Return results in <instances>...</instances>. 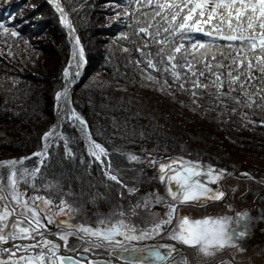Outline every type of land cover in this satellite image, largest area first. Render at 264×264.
Masks as SVG:
<instances>
[{"label":"trees","instance_id":"obj_1","mask_svg":"<svg viewBox=\"0 0 264 264\" xmlns=\"http://www.w3.org/2000/svg\"><path fill=\"white\" fill-rule=\"evenodd\" d=\"M27 1L0 0V24L8 29L0 28V159L28 157L42 149L44 134L56 123L55 95L64 86L63 72L72 53L67 30L51 0H34L26 7ZM59 2L71 18L87 60L72 90L73 105L88 122L95 141L108 151L112 174L123 184L139 187V163L151 165L150 158L167 161L184 157L233 168L243 166L248 174L264 178V166L257 169L241 161L249 155L264 161V104L258 97H253L257 102L250 108L226 97L222 103L214 95V87L194 88V78L184 76L186 68L177 69L182 75L174 82L170 71L156 72L146 66L147 59L160 68L166 66V59L161 64V56L156 54L161 47L167 54L180 44L197 55L209 51L199 44H210V37L165 33L168 24L159 16L153 19L154 8L144 6L147 0L142 4L136 0ZM149 23L152 35L140 33ZM157 28L159 36L155 35ZM204 30H209L208 25ZM12 31L17 36H12ZM165 37L168 43H156ZM193 37L198 41L196 49L191 46ZM176 56L177 63H184L180 53ZM192 63L203 68L196 60ZM149 75L155 79H148ZM200 79L210 83L214 77ZM260 87L257 83L248 91L254 93ZM62 133L72 155L67 154L62 140L50 147L36 178L38 190L51 195L60 191L99 211L117 203L124 211L135 206V196L127 199L123 187L108 179L76 128L64 122ZM131 155L137 156L138 162L130 160ZM37 162L33 156L25 163L33 167ZM47 185L51 187L47 189Z\"/></svg>","mask_w":264,"mask_h":264},{"label":"snow or ice","instance_id":"obj_2","mask_svg":"<svg viewBox=\"0 0 264 264\" xmlns=\"http://www.w3.org/2000/svg\"><path fill=\"white\" fill-rule=\"evenodd\" d=\"M136 2L142 4L143 0H136ZM144 6L154 8L153 19L155 16H159L168 24V27L163 29L165 33L170 31L181 34L202 33L211 39L210 44H199L201 49L206 47L209 49V51L199 55L189 53L183 44L174 47L171 54L165 53L164 47H161L156 54L161 56V64H165L166 59V66L160 68L152 59H147L146 66L148 68L156 72L170 71L174 77V82L179 81L182 75L177 69L186 68L187 72L184 73V76L186 79L194 78L192 79L194 88L214 87L216 89L214 95L222 103L226 97L236 104H244L250 108L256 104L257 101L253 98L256 96L264 104V95H262L264 93V0H155V2L147 0V4ZM56 7L66 26L74 31L71 23L67 20L64 9L59 3ZM205 25H208V31L204 30ZM152 27L153 25L149 23L147 27H141L139 32L151 36L149 28ZM0 28L4 32H8L3 24H0ZM11 35L17 36V32L12 31ZM155 35H160L159 28H157ZM124 38L127 39V37ZM192 39L194 42L191 46L196 49L198 41H195L194 37ZM217 41H224L225 43L219 44ZM75 43L79 45L78 37H76ZM156 43L164 45L168 41L165 37ZM147 46L146 42L145 47ZM213 47L217 49L216 52L210 51ZM124 51H128V49H124ZM137 51H140L142 55L151 56V53H144L142 49H137ZM177 53L181 54L184 63L176 62ZM79 55L80 59L83 60V48H80ZM192 60L202 64L203 68H196ZM75 61L74 46L73 61L63 72L67 81L66 86L62 92H57L55 95L56 108L59 112L68 115L71 120L78 122L79 130L89 142V155L104 166L105 175L108 179L121 183L118 176L112 174V164L107 159L108 151L92 139V135L87 129V122L78 116L74 109H67L66 111V105L69 103V88L75 82V78L80 75L78 70L75 73L69 71L74 66L77 69L80 67ZM188 73L191 74L190 77H188ZM209 76L214 77L210 83H205L200 79L203 77L208 80ZM147 78L155 79L151 75ZM167 83L168 81H165V84ZM257 83L261 87L254 93L249 92L248 89L256 87ZM179 86L184 89V83ZM233 93L240 95H233ZM192 95L196 96L197 92L193 91ZM232 111L235 112V109ZM58 127L59 125L44 134L42 150L33 154L40 158L42 166H45L44 162L48 158V149L52 140L57 137L63 139L67 149L69 141L59 134ZM67 154L72 155L70 149H67ZM128 158L133 161L139 159L135 155ZM29 159L31 157L0 161V244H8L9 241H13L10 248L0 249V253L7 254V259L0 258V264H79V261L74 257L59 254L61 245L43 238L40 229L46 225L41 223V214L44 210L40 205L43 204L48 207L52 201L39 195L24 198L26 193L19 189L21 181L24 184L31 182L30 186L33 189L36 188L34 181L41 171L40 167L32 170L26 167H18L23 166L25 160ZM148 162L159 167L161 174L159 179L168 185V193L172 202L168 204L166 219L156 223L149 231H141L139 235H132L131 233L136 231L135 227H129L123 219H116L114 222L110 219L101 220L100 224L110 225L106 228L93 229L81 225L78 226V231L108 242H113L117 236H123L125 240L140 241L152 239L160 235L167 226L172 225L169 238L195 249L203 257H214L217 252L229 246L234 238L246 235L245 230L237 231L235 228H230V222L223 218L203 217L194 219L189 216L181 217L178 215L180 205L202 206L208 200L222 199L223 192L214 191L208 186L220 181L225 176L222 170L213 169L209 166L205 171L204 166L199 162L185 161L183 158L170 160L167 163L150 158ZM201 177L207 179H201ZM130 191H134V189ZM157 200L163 202L162 198L158 197ZM58 207L62 214L65 209L69 212L72 210L71 206L64 200ZM132 211L135 212V208ZM118 215L123 217L125 213L120 212ZM43 218L47 223L52 222L47 216ZM246 219L247 213L240 216V221ZM69 235H72V232L61 235L59 239L67 244ZM37 236H40L41 239H37ZM18 240H29L31 243H15ZM116 243L121 242L116 241ZM121 247H124L122 243ZM38 248L40 251L36 252L35 255L28 254ZM69 249L75 251L71 246ZM125 251L127 255L118 254L125 261V264H190L187 253L179 251L175 245L131 248L130 250L126 248Z\"/></svg>","mask_w":264,"mask_h":264},{"label":"flooded vegetation","instance_id":"obj_3","mask_svg":"<svg viewBox=\"0 0 264 264\" xmlns=\"http://www.w3.org/2000/svg\"><path fill=\"white\" fill-rule=\"evenodd\" d=\"M178 158H183V160H185L184 157H177L171 160ZM169 161L170 160L160 162L167 163ZM193 161L202 164L205 171L211 166L213 169H219L225 173V176L220 181L208 185L214 191L219 190L223 192L224 196L220 200H208L202 206L180 205L178 207V215L181 217L189 216L194 219L203 217L223 218L230 222V228H235L237 231H246L245 236L234 238L229 246L217 252L214 257H208V260H204V258L207 257H203L195 249L171 240L169 234L172 230V225L167 226L160 235L152 239L140 241L125 240L123 236H117L114 238L113 242H108L79 232V242L73 247L75 251H72L69 249L68 244H65L63 240L59 239L61 235H64L63 233L65 230L61 228H65V226L62 227L60 224H57L41 204L40 207L44 210V214H41V223L46 225L40 229L43 233V238L61 245L59 254L72 256L77 259L79 263L81 262L84 264H97V262L98 264L125 263L118 254H120V251L124 253L126 248L130 250L131 248L159 247L161 245H175L179 251H186L188 253L187 258L191 261V264H199V260L203 261L202 264H264V178L254 174H248V171L243 166L233 168L227 164L225 166L202 160ZM145 166H143V168ZM156 167L157 165L152 164L148 169ZM160 175L159 168H157L155 174L147 176L144 179V182L148 183L146 186L148 188L147 191L139 192V190L143 188L142 185L135 189L136 194H142L141 196H136L139 198L137 203L141 202V199L147 202L149 205L148 207L155 211L156 220L152 217L143 220L135 218L134 215L137 213L136 205L129 210L124 212L121 211L125 213L123 217L105 211L103 212L104 217L102 216V220L110 219L114 222L116 219H123L129 227H135L136 231L131 234L139 235L141 231H149L156 223L166 219L168 204L172 201L168 193V185L161 182L159 179ZM154 177L158 178L160 185L152 182ZM201 179L206 180L207 178L201 177ZM34 183L36 186L39 185L37 181H34ZM248 184H255L257 188L248 189ZM159 186H163V189ZM44 196H46L45 193L43 194V197ZM28 197H33V195L30 194ZM158 197L162 198L163 202H159L157 200ZM134 208L135 213L132 211ZM139 209L141 210L142 207ZM143 213L144 212H142V214ZM244 213H247V219L240 221V216ZM45 215L52 221L51 223L46 222L43 218ZM100 221L93 224L94 229L110 227L108 224H100ZM245 225L247 226L246 228ZM37 239H41V237L37 236ZM116 241H120L124 247H121V243H116ZM15 243L29 244L31 241L18 240L15 241ZM12 244L13 241H9L8 244H0V249L10 248ZM38 251H40L39 248L28 254L35 255ZM125 254L127 255L126 251ZM3 259H7V256Z\"/></svg>","mask_w":264,"mask_h":264},{"label":"rangeland","instance_id":"obj_4","mask_svg":"<svg viewBox=\"0 0 264 264\" xmlns=\"http://www.w3.org/2000/svg\"><path fill=\"white\" fill-rule=\"evenodd\" d=\"M33 2H34V0H28L26 2L25 6L26 7L27 6L29 7ZM59 4H60V2H59ZM65 12L68 14L67 11H65ZM68 16H69V14H68ZM69 18H70V16H69ZM70 20H71V18H70ZM71 24H72V22H71ZM73 29H74V27H73ZM74 31H75V29H74ZM67 37H68V35H67ZM69 37H70V35H69ZM83 51H84V49H83ZM83 73H84V71H83ZM71 103H73V99H71ZM70 109H71V106H70ZM55 110H56V107H55ZM81 118L84 119L82 116H81ZM55 119H56V112H55ZM64 122H69L73 127H75L76 130L78 131V133L80 134V136L87 141V146L89 147V142H88L87 138L85 137V135H83L81 133V131H79L77 129L76 125L71 122V119L69 118L68 115H65V118L63 120V123ZM62 126H63V124H62ZM49 131H47V132H49ZM62 136L64 137V134L63 133H62ZM61 140L64 141L63 139H58L54 143H58ZM20 158H22V157H20ZM20 158H17V159H20ZM9 159H15V158H7V159H0V160H9ZM107 159H109V156H108ZM241 161L244 162L245 164L248 161L253 167H257V169H260V168H262V166H264V161L262 159H260V158H258L256 156H252V155L247 156L246 159H243ZM25 162H26V160H25ZM135 162H138V161H135ZM140 164H141V162L139 163L138 168L139 169H142V175H141V178H140L141 181L138 182V184H141L143 186L142 190H139V192H143V191H147L148 190V188L146 187L148 183H145L144 182L145 177L151 176L152 174H155L157 172V168H159V167L157 166L156 168H152V169L150 168V169H148L152 164L151 165H147L146 163H143L141 165ZM41 166L42 165L40 164V161H38L37 164L34 165L33 167H30L26 163H24V165L22 167H26L29 170H32V169H34L36 167H40L41 168ZM143 166H145V167L143 168ZM103 169L105 171L104 166H103ZM145 169H148V170L147 171H144ZM38 176H39V173L37 174V177L36 178H38ZM35 181H36V179H35ZM152 182L154 184L160 185V182H158V178L157 177H154L153 180H152ZM118 184L123 187L124 191L126 192V198L127 199L130 196H135L134 197V203H135V205L136 206L137 205H140L139 207L136 208V212L137 213L134 212L135 213V215H134L135 218H138V219L143 220L145 218L147 219V218H151L152 217V218H154V220H156L157 217L155 216V211L152 210V209H150L148 207L149 205L147 204V202H145L144 200L141 199V202L137 203L139 198H137L136 196L137 195H140L141 196L142 194L141 193H139V194H136L135 193L136 187H132V186L125 185L122 182L121 183H118ZM30 185H31V182H30V184H24L23 181L20 182V185H19L20 191L26 193V196L24 198H29L28 195H30V194H32L33 196L39 195V196H42L43 197V194L45 193L46 196H44V197L45 198H49L52 201V204L50 206H48V207H45L43 204H42V206L53 217L54 221L57 224H60L62 227L65 226V228H61L62 230H65V232L63 233L64 235L67 234L68 232H72V235H69L68 236V241H67L68 246H71L72 248L75 247V245L79 242V240H78L79 239L78 238V236H79L78 226H81L82 225L84 227H90V228H93L94 229L93 224L95 222H98V221L102 220V216L104 217L103 212H105V211H99V210H96V209L95 210L94 209H91L88 204H84L83 202L77 200V198L75 199V198H73L71 196L66 197V195L64 193H60V191H53V193H55V194H52V195H54V197H53L50 193H46L44 191L38 190V185L36 186L35 189H33ZM248 185H249L248 189H254V187L257 188V186L255 184H248ZM50 186L51 185H47L46 188L48 189V188H50ZM159 187L163 189V186H159ZM133 189H134V191H130V190H133ZM159 191H160V189H159ZM62 200L66 201L67 204L71 206V209L72 210L70 212L67 211V209H65V212L63 214L60 213L58 206L60 205V203H61ZM145 204H147V207H144ZM141 207H142L143 210L142 209L141 210L139 209ZM106 211H108L109 213H113V214H117L118 215V213H120L121 211L124 212V208H123V206H122L121 203H117V204H111L106 209ZM142 212H144V213L142 214ZM45 216H47V215H45ZM3 254L5 256H7L5 253H2L0 255V258H2L4 256ZM120 254L126 255L125 254V251H124V253L120 251ZM204 260H208V257L207 258H204ZM198 263L199 264L200 263L202 264L203 261L199 260ZM248 264H251V263H248Z\"/></svg>","mask_w":264,"mask_h":264},{"label":"bare ground","instance_id":"obj_5","mask_svg":"<svg viewBox=\"0 0 264 264\" xmlns=\"http://www.w3.org/2000/svg\"><path fill=\"white\" fill-rule=\"evenodd\" d=\"M55 1H57V3H59V0H55ZM57 8V7H56ZM64 9V8H63ZM66 14V13H65ZM66 16H67V20L71 23V20H70V18H69V16H68V14H66ZM64 24V23H63ZM71 26H72V24H71ZM72 28H73V26H72ZM68 30H69V35H70V44L72 45V48L74 49V46H75V51H76V61H75V63H78L79 65H80V67L77 69L75 66L74 67H72V68H70L69 69V71L71 72V73H75L77 70L80 72V75L78 76V77H76L75 78V82L70 86V88H69V93H68V97H69V103L66 105V111H67V109H70V106H71V96H72V90H73V88H74V86L76 85V82H77V80H78V78H80V76L83 74V71H85V68H86V65H87V60H86V58H85V55H84V57H83V60H81L80 59V55H79V52H80V48H82V46H81V44L79 43V45H76V43H75V40H76V35H75V31H71L69 28H68ZM83 53H84V51H83ZM71 61H73V56H72V58H71ZM70 61V62H71ZM66 83H67V81H66V79L64 78V88H65V86H66ZM64 88H63V90H64ZM63 90H61L60 92H62ZM57 103V102H56ZM76 114L78 115V116H80L77 112H76ZM81 117V116H80ZM64 118H65V114L64 113H61V112H59L58 111V109L56 108V124H55V126L53 127V128H56V126L57 125H59V127L57 128V131L59 132V134L60 135H62V128H63V126H62V124H63V120H64ZM71 122L72 123H74L75 125H76V127H78V122H76V121H73V120H71ZM87 127L89 128V126H88V123H87ZM52 128V129H53ZM79 128V127H78ZM51 129V130H52ZM89 130H90V128H89ZM91 132V131H90ZM92 134V133H91ZM59 139V137H57V138H55L54 140H52L50 143H51V146L54 144V142L55 141H57ZM43 143H44V141H43ZM50 146V147H51ZM50 147H49V149H50ZM49 149H48V152H49ZM42 150V149H41ZM40 150V151H41ZM39 152V151H38ZM37 157V156H36ZM38 158V161H40V158L39 157H37ZM16 160H19V159H16ZM25 163V162H24ZM18 167H22V166H18Z\"/></svg>","mask_w":264,"mask_h":264},{"label":"water","instance_id":"obj_6","mask_svg":"<svg viewBox=\"0 0 264 264\" xmlns=\"http://www.w3.org/2000/svg\"><path fill=\"white\" fill-rule=\"evenodd\" d=\"M51 2L56 6L57 5V1H55V0H51ZM60 5V4H59ZM61 6V5H60ZM62 7V6H61ZM63 8V7H62ZM64 12H65V10H64ZM60 13V12H59ZM66 13V12H65ZM67 14V13H66ZM60 15H61V13H60ZM62 18V17H61ZM63 20V19H62ZM63 23H64V21H63ZM64 27L66 28V30H67V35H68V41H69V43H70V38H69V30H68V27L66 26V24L64 23ZM71 47H72V45H71ZM72 56H73V48H72V54H71V58H72ZM71 58H70V60H69V62H68V65L66 66V68L69 66V63H70V61H71ZM79 79V78H78ZM78 81V80H77ZM77 83V82H76ZM63 88H64V86H63ZM63 88L61 89V90H63ZM60 90V91H61ZM59 91V92H60ZM71 99H72V96H71ZM71 109H74L75 110V113H76V109H75V107H74V105H73V103H71ZM84 120V119H83ZM77 129L79 130V128L77 127ZM87 129H88V131L90 132V130H89V128L87 127ZM80 131V130H79ZM91 133V132H90ZM92 135V134H91ZM92 139L93 140H95L94 139V137H93V135H92ZM32 156H34V155H31V156H29V157H32ZM23 158V157H22ZM15 159H17V158H15ZM10 160V159H9ZM0 161H4V160H0ZM185 161H193V160H191V159H188V158H185ZM193 162H195V161H193ZM184 253H187L186 251H183ZM187 256H188V253H187ZM79 264H84V263H79ZM119 264H125V263H119ZM190 264H191V261H190Z\"/></svg>","mask_w":264,"mask_h":264}]
</instances>
